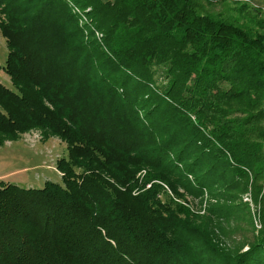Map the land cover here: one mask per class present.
Returning a JSON list of instances; mask_svg holds the SVG:
<instances>
[{"label": "trees", "instance_id": "16d2710c", "mask_svg": "<svg viewBox=\"0 0 264 264\" xmlns=\"http://www.w3.org/2000/svg\"><path fill=\"white\" fill-rule=\"evenodd\" d=\"M227 2L0 0V145L66 148L0 181V264H264V27Z\"/></svg>", "mask_w": 264, "mask_h": 264}, {"label": "rangeland", "instance_id": "374dc122", "mask_svg": "<svg viewBox=\"0 0 264 264\" xmlns=\"http://www.w3.org/2000/svg\"><path fill=\"white\" fill-rule=\"evenodd\" d=\"M241 3L258 8L260 12H254L252 8H248L254 17V21L262 23L264 27V0H237ZM230 14L240 21L247 22L248 18L240 14L234 0H228ZM235 6V8H234ZM81 21H85V12H77ZM245 13V12H243ZM99 36L98 33L95 34ZM7 55L5 39L0 33V65L4 64ZM0 82L11 87L9 76L0 68ZM66 155L65 143L57 137H49L43 139L40 131L32 129L24 132L18 140H5L0 145V181L12 182L22 187H42L44 181L49 180L61 183L59 171L55 167V161ZM243 200L250 202L247 195ZM252 207V204H250ZM254 210V208H252ZM255 221L258 223V218L255 216ZM256 225V224H255ZM258 228V225L255 226ZM232 236V235H231Z\"/></svg>", "mask_w": 264, "mask_h": 264}, {"label": "built area", "instance_id": "2783aa9c", "mask_svg": "<svg viewBox=\"0 0 264 264\" xmlns=\"http://www.w3.org/2000/svg\"><path fill=\"white\" fill-rule=\"evenodd\" d=\"M262 111H263V113H264V98L262 99ZM255 224H256V226L258 225L259 226V224L255 221Z\"/></svg>", "mask_w": 264, "mask_h": 264}]
</instances>
